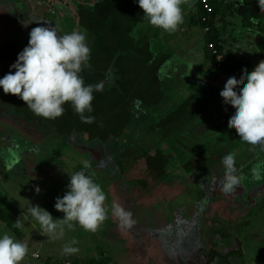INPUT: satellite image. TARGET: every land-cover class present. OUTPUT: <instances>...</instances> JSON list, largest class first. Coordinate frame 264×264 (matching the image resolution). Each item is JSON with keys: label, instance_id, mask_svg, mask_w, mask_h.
I'll list each match as a JSON object with an SVG mask.
<instances>
[{"label": "rangeland", "instance_id": "rangeland-1", "mask_svg": "<svg viewBox=\"0 0 264 264\" xmlns=\"http://www.w3.org/2000/svg\"><path fill=\"white\" fill-rule=\"evenodd\" d=\"M30 1L40 19L50 21L49 25L59 31L65 18L62 6L57 3L59 7L52 11L44 0ZM224 1L220 12L223 22L217 27L226 50L241 54L239 50L246 49L244 40L257 47L254 33L244 32L240 18L227 8L228 4L236 10L238 0ZM38 2L44 5L36 10ZM196 2L189 0L191 4ZM1 18L0 15V35L4 39L9 37V29ZM31 23L26 22L29 27ZM193 30L201 31L197 26ZM180 93L175 101L184 98V93L191 94V89H180ZM212 100L202 115L175 137L173 143L179 145L173 148H181L178 155L185 161L183 167L170 165L168 178L175 179L169 185L164 182L166 175H151L144 161L132 163L127 159L129 165L121 173L116 163L106 167L96 149L93 158L83 146L63 151L64 145H57L46 128H36L8 105H0V215L24 224L16 233L0 216V235L7 233L27 245L28 253L21 264H87L92 260L105 264H264V147L259 146L260 157H243L239 162L238 149L243 141L236 132L232 134L235 127L228 126L227 106ZM216 145L223 150L213 157L214 164L201 163L207 154H191L199 148L211 152ZM244 145L247 150L253 148L248 143ZM227 146L232 149L226 150ZM228 153L235 154L236 174L242 180L232 193L225 194L220 184L225 176L222 158ZM86 165L92 168L107 196L109 218L96 232L75 224L72 229L65 226L62 239H52L38 222L24 215L31 205H39L54 219L62 220L64 214L55 209L56 199L68 191L70 176L76 169H86ZM178 167H191L194 175H184ZM254 170L257 175H253ZM135 181L144 182V188H135ZM113 204L132 212L134 224L130 229L120 227L112 215ZM72 240L77 241L73 246L80 251L62 254L63 247Z\"/></svg>", "mask_w": 264, "mask_h": 264}, {"label": "trees", "instance_id": "trees-1", "mask_svg": "<svg viewBox=\"0 0 264 264\" xmlns=\"http://www.w3.org/2000/svg\"><path fill=\"white\" fill-rule=\"evenodd\" d=\"M205 1L211 8V13L205 10L203 0H198L194 7L195 18L190 23L201 29L205 39L206 59L212 63L214 69L218 64H221V67L217 68L219 70L215 69V71H220V74L224 76L239 78L243 68H246L247 72L254 71L259 63L264 61V11L260 9L257 0H238L239 6L236 10L231 9V6L227 4L230 12L240 18L242 30L246 33H254L256 36V39H253V36L251 39L256 40L257 47L254 46V42L250 45L244 42L246 40L242 42L243 48H246L241 50L244 58H239L230 49L226 50L223 34L217 27L219 22H223L220 12L225 1ZM44 2L51 9L53 8L52 11H55V7H59L56 5L57 3L62 6L65 16L64 25L59 27V31L55 29L59 35L70 34L74 31L86 32L87 43L91 50V68H85L81 73L85 85H95L106 80V74L114 67H117V70L112 73V80L113 83L119 84L117 87H109L107 83L102 92L94 93V110L91 115L95 117V122L92 124L83 123L71 104H65L64 115L55 120L39 117L28 109L20 98L11 94L6 95L2 89H0V105H8L22 120L33 123L36 128H46L53 135L57 145H64L63 151L71 150V147L83 146L84 151L90 153V157L93 158L94 149H96L100 155L98 159L105 160L106 167L116 163L119 167L117 170L121 173L129 165H127V159L132 163L144 161L147 171L155 177L169 175L168 170H172L168 167L169 164H178L183 167L184 161L180 160L179 162L176 156L173 161H170L172 156L165 159L159 146L161 142L169 144L180 129L177 125L175 128L174 123L185 115L187 116L186 112L187 108L191 106V99L185 100L174 112L162 118L156 125L150 121L151 114L148 113L147 117L137 114L136 111V105H138L136 101L140 102V113L146 112V109L155 110L157 104L158 106L160 104L158 102L161 100L163 92L160 84L154 83L156 78L149 82L139 79L140 66L144 64L147 68L153 69L151 64L147 65L148 55L153 56L149 49L150 42H148L147 32L145 35L140 33L139 15L144 12L135 0H44ZM44 2L36 3L39 6L36 10L43 7ZM32 4L30 0H0L1 19L6 22L4 24L9 29L7 34L9 37L3 39L0 35V78L9 73L11 66L17 61L19 53L28 46L31 30L35 27L52 24L45 18L40 19V15L34 12L35 7ZM58 10L60 11V8ZM26 22H32L31 27ZM206 27H209V32L204 34L203 31ZM210 44L215 47L217 55L212 54L208 49L207 46ZM123 49L131 51L135 63L134 66L127 69V71L130 70L128 73L132 76L131 94L128 93L127 88L124 94L125 74L123 73L124 67L120 64L123 56L119 54L123 53ZM219 56L220 59H218ZM134 79L136 82L133 81ZM244 82L246 83V80ZM200 108L196 117L186 119L184 124L196 121L199 114L205 110ZM136 125L141 128L140 131H134ZM145 128H147L145 132L148 135L144 132ZM157 134L161 137L160 141L156 140ZM194 145L198 147V145ZM119 154L122 157L118 158ZM191 154L193 156L207 154L206 159L201 163H215L213 158L215 155L209 149L199 148ZM256 160L258 159H254V163ZM182 167L178 168L183 170L184 175L189 173L194 175L191 167L188 169ZM80 171L91 176L97 184L100 183L94 176L91 167L86 169L79 167L75 173ZM171 179L175 178H168L166 180L168 185L171 183ZM133 184L135 188H144L142 181H135ZM165 185L167 184L165 183ZM0 216L11 231L18 233L14 222L9 221L5 215L1 214ZM87 264L105 263L92 260Z\"/></svg>", "mask_w": 264, "mask_h": 264}, {"label": "clouds", "instance_id": "clouds-1", "mask_svg": "<svg viewBox=\"0 0 264 264\" xmlns=\"http://www.w3.org/2000/svg\"><path fill=\"white\" fill-rule=\"evenodd\" d=\"M135 2L143 10L144 19L164 32H175L183 23L182 4L187 0ZM257 3L264 11V0H257ZM90 59L85 31L61 36L51 26L35 27L30 32L28 46L19 53L9 73L0 78V89L6 95L20 98L39 117L55 120L64 115V105L71 104L83 123L92 124L95 122L91 115L94 93L102 92L105 85L112 82V70L106 74V80L85 85L81 73L85 68H91ZM220 96L225 106L231 105L235 109L228 119V126L235 127L240 140L264 147V61L252 72L243 68L239 78L230 77ZM222 163L225 176L220 187L225 194L232 193L242 180L236 174L235 154L224 155ZM253 175H257L255 170ZM36 192L39 193L40 189L37 188ZM106 199L102 187L80 171L70 176L68 191L56 199L55 209L64 214L62 220L54 219L39 205H31L24 216L38 222L41 230L52 239H62L65 226L72 229L75 224L86 231L96 232L109 218ZM112 215L123 229H130L134 224L132 212L120 204L112 205ZM15 225L18 229L24 227L21 220ZM75 244V240L66 244L62 254H77L80 249L74 247ZM27 253L26 244L7 233L0 235V264H21Z\"/></svg>", "mask_w": 264, "mask_h": 264}, {"label": "crops", "instance_id": "crops-1", "mask_svg": "<svg viewBox=\"0 0 264 264\" xmlns=\"http://www.w3.org/2000/svg\"><path fill=\"white\" fill-rule=\"evenodd\" d=\"M194 7L195 4L189 3V0L182 4L184 16L183 23L179 26L177 31L172 33L164 32L161 29L151 26L148 20L144 19V14L141 13L139 15L140 33L142 32L143 35H145L147 32V38H149L148 42H150L149 49L153 56L151 57L148 55L147 57V65L150 66L151 64L153 69L147 68V66L144 64L140 66L139 72L141 75L139 79H143L144 82H149L153 78H156L154 83L160 84L163 96L158 102L160 103L159 106L157 104L155 110L146 109V112L143 111L141 113L139 109L140 102L136 101L138 104L136 105V111L138 112L137 114L147 117L148 113L151 114L152 116L150 117V121L156 125L162 118L167 117L170 113L174 112L176 108L185 100L191 99V106L187 108L186 112L187 116L185 115L183 118L178 120V122L174 123V127L177 128V125L180 129H178L177 133L175 136H173L169 144L165 142L160 143L159 149L163 152V157L165 156L166 159L172 156V158L170 157V161L175 159L174 156L178 158L179 162L180 160H183L178 155V153L181 151V148L179 151L176 148L179 143L176 145L173 142L175 137H178L179 134H183L182 131L193 122H188L189 124L186 125L184 124L186 119H194L198 111L201 109L200 107L205 109V105L210 103L212 98V102H214V104L217 102H222L224 105L223 99L220 96V92L224 89L227 80L230 78L227 75H221L220 71H215L212 63L206 59L204 43L202 42L203 34L201 31L200 33H196L193 30L195 26L190 23V21L195 18ZM241 52V54H238V57L244 58L243 51ZM119 54H122L123 56L122 62L120 64L122 67H124L123 73L125 74L124 94L126 92V88L128 89V93L131 94L132 76L129 75L130 70L127 71V69L135 65L133 62L132 53L128 49H123V53L120 52ZM116 68L117 67L112 68V73L116 72ZM133 81L136 82L135 79ZM118 84L119 83H113L112 80V82L108 83L107 85L109 87H117ZM183 88L187 91L191 89V94L184 93V98H178L175 101V96L180 97V89ZM226 109L229 111L230 115L235 110L231 105H228ZM201 115L202 114H199L198 118ZM136 130L140 131L141 128H138L136 125L134 131ZM146 130L147 128L144 129V132ZM235 132L236 129H234L232 134L234 135ZM146 134L148 135V133ZM156 140H161V137L158 134ZM242 143L243 144H239L240 148L238 149V151L241 152V156L238 158L239 162L241 159H244L243 157H245L244 160H253L254 157H260L262 150L259 148V146H254L253 148H248L247 150L246 147H244V142ZM174 145L176 146L173 148ZM214 148L215 150L212 149L211 152L215 156L223 150L221 145ZM230 149H232V147H226V150ZM183 161H185V159ZM202 164L204 163L202 162ZM165 166L167 167L168 165ZM168 167H170V164ZM167 176L169 175H166V177ZM166 180H164V182Z\"/></svg>", "mask_w": 264, "mask_h": 264}, {"label": "built area", "instance_id": "built-area-1", "mask_svg": "<svg viewBox=\"0 0 264 264\" xmlns=\"http://www.w3.org/2000/svg\"><path fill=\"white\" fill-rule=\"evenodd\" d=\"M202 3L204 4L205 10H206L208 13H211V8L207 5L206 1L203 0ZM204 20H206V19H204ZM208 32H209V27H206V28L204 29L203 33H204V34H207ZM207 47H208V49L212 52V54L217 55V51H216L215 47H214L212 44L208 45ZM218 59H220V56L218 57ZM220 67H221V64H218V65H217V68H220Z\"/></svg>", "mask_w": 264, "mask_h": 264}]
</instances>
